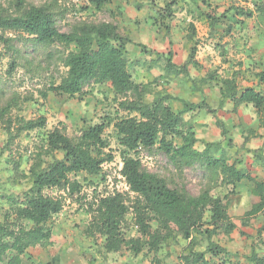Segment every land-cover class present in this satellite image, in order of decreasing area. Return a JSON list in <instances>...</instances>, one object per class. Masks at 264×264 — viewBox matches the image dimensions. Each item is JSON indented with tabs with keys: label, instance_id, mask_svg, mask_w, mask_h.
<instances>
[{
	"label": "trees",
	"instance_id": "trees-1",
	"mask_svg": "<svg viewBox=\"0 0 264 264\" xmlns=\"http://www.w3.org/2000/svg\"><path fill=\"white\" fill-rule=\"evenodd\" d=\"M86 1L94 12H100L113 0ZM191 1L195 3L192 4V9L188 8L191 17L205 22L212 37L219 31L220 39L232 31L237 32L235 28L243 27L244 21L255 16L264 17V4H253V9L231 6L216 17L202 13L197 0ZM8 2L7 7L0 6V42L9 47L13 38L8 35L13 34L35 46H61L65 49L62 57L65 74L58 84L52 81L45 91H40L41 98L46 99L49 93L73 98L82 95L85 86L94 84L111 90V102L116 105L117 110L113 112L114 119L111 118L112 113L106 112L104 119L81 129L72 138L65 134V126L62 124L49 130L44 137L43 153L33 159L26 174L18 172V163L13 164V173L25 179L28 186L20 196L6 199L9 209L0 222V264H21V257L28 249L49 246L52 236L50 222L67 202H74L84 210L89 217L85 234L102 239L101 248L107 254L118 253L122 249L129 250L134 257L143 251L156 254L161 246L177 236L188 237L191 232L200 235L199 230L206 224L210 227L203 231L208 240L206 253L213 258L222 255L227 260L230 254L211 242V237L218 231L229 233L234 230V226L228 222V194L220 198L210 193L211 188L217 185L230 188L229 193H233L238 184L249 182L251 207L245 217L261 216L262 228L264 227V180L258 181L245 169L237 168L236 162L229 163L230 158L220 141H202L203 149L196 150L198 140L193 128L183 119V115L199 109L212 115L216 111L205 104V101L199 104L182 101V108L174 112L169 102L176 101L177 98L165 91L181 76L186 84L193 86L192 91H196L198 85L200 88L214 87L222 101L232 103L233 112L240 105H251L260 126L264 128V90L261 89L264 87V71L256 70L258 64L247 62L251 67L242 69L244 61L240 60L228 66L231 70L223 76L216 77L215 73L206 72L198 81L191 79L188 68L192 67L198 72L203 67L195 60L198 40L194 24L189 23L186 35L188 54L182 65L172 62L171 51L163 54L145 45H135L149 59L146 70L157 69L161 72L150 82L135 83L131 77L132 63L127 50L132 40L126 35L122 36L115 24L82 23L74 26L69 33H61L56 27L55 16L49 9L27 4L24 0ZM202 3L205 1L201 0ZM172 5L174 4H167L156 10L157 17L170 19L173 15ZM223 19L228 22V26L220 30ZM164 27V33L168 35L170 27ZM223 45L225 47L226 43ZM244 45L247 46L248 42ZM219 53L224 56L228 51L221 48ZM14 68L13 61L9 71ZM240 76L241 81L254 83L243 86L238 82ZM159 82L163 86L160 90L155 88V91L154 86ZM14 106L16 103L11 100L6 106L0 107V124L9 141L18 138L21 133L45 128L44 116L30 120L12 116ZM121 111L124 116H118ZM112 123L121 162L119 175L128 190L125 193H96L94 189L87 194L76 176L84 174L85 184L90 182L89 177L105 181L103 167L111 163L114 156L104 138V132ZM215 124L221 139L227 140V145H231L226 139L227 132L223 122L216 119ZM143 151L161 153L168 164L180 173L186 168L198 167L209 176L210 186L208 184L197 196L189 194L184 188H169L163 178L143 168L139 156ZM252 152L255 163L264 170L262 151L259 149ZM56 154L61 157L57 158ZM207 212L210 213V218L204 224L203 217ZM129 214L132 215L133 228L137 234L135 238L125 236L124 227ZM206 253L191 250L181 257V261L183 264H210L205 259ZM245 262L264 264V253L252 251L245 257Z\"/></svg>",
	"mask_w": 264,
	"mask_h": 264
},
{
	"label": "rangeland",
	"instance_id": "rangeland-1",
	"mask_svg": "<svg viewBox=\"0 0 264 264\" xmlns=\"http://www.w3.org/2000/svg\"><path fill=\"white\" fill-rule=\"evenodd\" d=\"M24 1L30 5L49 9L55 16L56 27L61 33H69L74 26L82 23L109 22L118 26V32L132 40V44L128 45V49H130L128 56L132 63L131 77L135 83H145L147 80L150 82L158 76L159 72L157 69H153L151 73L146 70L149 59L144 57L135 45H145L147 48L163 54L171 51L172 62L176 65H182L188 54L189 43L186 41V35L188 34L189 23H193L195 27L196 40H198L195 60L201 63L200 65L204 68L201 74L209 70V72L215 73L216 77L223 76L228 66H232L233 63L242 60L243 57L248 62L258 64L257 71L264 70V58L262 54L257 56L259 50L254 52L252 57L245 54L236 55L232 53L230 55L229 51L224 56L220 53L218 56L211 55L209 49L213 47L219 48V52H221V48H224V38L220 39L218 35L213 39L214 41H209L210 39L206 37L208 34L207 24L193 19L189 14L188 8L192 9L194 7L192 4H195L191 0H113L100 12H94L93 8L88 7L86 0ZM204 1L205 3L201 4V0H197V4L200 5L199 10L216 17H219L225 9L231 6L253 9V4L252 6L251 4H240L247 3L245 0H222L224 4H216L219 3V0ZM8 4V0H0V6L7 7ZM167 4H174L171 7L172 17L167 20L158 18L156 10L164 8ZM246 22L247 32H249L252 24L248 25L250 22ZM165 25L170 27L169 34H165L162 38ZM227 26L228 22L223 19L220 30L226 29ZM216 34H220V32L218 31ZM8 36L13 38L9 47L0 42V107L6 106L8 102L14 100L16 106L13 107L12 116H19L25 120L44 116L46 126L39 131L21 133L18 138L9 141L0 124V222L3 221V215L9 209L6 199L20 196L28 186L25 179L13 173V164L18 163V172L26 174L33 159L43 153L45 149L44 137L49 130L62 124L65 126V134L72 138L77 136L81 129L104 119L106 112L112 113L111 118L114 119L115 114L113 112L117 110L116 105L111 102L113 98L111 90L106 86L98 87L94 84L85 86L82 95L73 98L51 93L47 94L46 99L41 98L39 92L45 91L52 81L58 84L65 74V69L62 66L65 49L61 46H35L32 42L21 40L18 35L9 34ZM255 44L258 46L257 42ZM13 61L15 68L13 71H9ZM160 62H163L162 58ZM243 64L246 69L251 67L248 63L245 64L244 62ZM192 70V67L188 68L189 77L190 74L198 73L200 75L199 72ZM183 82L184 77L182 76L180 79L174 80L173 84L165 89L166 93L178 92V95L182 97L184 95L182 91L184 89L182 88ZM162 86L159 82L158 85L154 86V90L155 88L160 90ZM203 88L207 89L208 87ZM205 114L207 115L206 112ZM121 115L124 116L125 114L121 111L118 116ZM199 131V134H204L207 131L215 133L217 127L214 124L211 130L207 124L201 126ZM104 138L109 143L114 156L113 161L103 167L105 181H100L96 177H89L90 182L85 184L83 182V178L86 177L84 174L76 176V179L83 184L84 192L87 194H90L94 189L96 193H125L128 188L119 175L121 162L113 123L105 130ZM226 139L228 138L226 137ZM209 140H221L224 149L226 151L228 149L229 163L236 162L237 168L245 169L258 181L264 180V170L255 163L254 154L251 150H234L230 139L228 140L231 145H227V140H222L220 137L217 139L212 135ZM175 143L179 144V141ZM202 147L200 144L196 145L197 149ZM139 156L143 168L163 178L171 189L184 188L189 194L197 196L209 184V176L198 167L186 168L180 173L175 171L168 164L166 157L157 151L151 153L143 151ZM56 157L60 158L61 156L56 154ZM44 159L49 160V158ZM250 187L249 182L243 181L233 189V193H229L230 188L219 185L211 188V195L223 198L228 194V222L234 226V230L229 233L220 230L211 237V242L230 254L227 260L222 255L213 258L205 251L208 240L203 231L210 228L205 224L210 218L208 212L203 217L205 225L199 230L200 235L191 232L188 237L177 236L161 246L156 254L143 251L134 257L129 250L125 249L118 253H105L101 248L102 239L99 237L91 238L85 234V228L89 221L87 214L74 202H67L60 214L54 216L50 222L52 230L50 245L44 248L28 249L26 254L21 257V264H45L47 262H52V264H183L181 257L190 253L191 250L195 253L205 252V259L210 261V264L233 262L246 264L245 257H248L252 251L258 254L264 253L262 217H245V213L251 207L249 203ZM129 195L132 197V194ZM126 220L125 236L126 238H135L137 234L133 228L132 215H127Z\"/></svg>",
	"mask_w": 264,
	"mask_h": 264
},
{
	"label": "crops",
	"instance_id": "crops-1",
	"mask_svg": "<svg viewBox=\"0 0 264 264\" xmlns=\"http://www.w3.org/2000/svg\"><path fill=\"white\" fill-rule=\"evenodd\" d=\"M245 2L247 3H240V4H251V6L252 4H264V0H247V1L245 0ZM216 4H224V3L222 2V0H219V3H216ZM189 7H191V4H189ZM246 21L250 22L248 25L252 24L249 32H247L248 30L246 27L247 26ZM246 21H244L243 27L237 26L235 28L237 29L236 30L237 32L232 31L229 35L224 37L223 43L224 44L226 43L224 48L225 50L229 51L230 55H232V53L236 55L245 54L246 56H251V57L253 56L254 52L256 53V51L259 50V53L257 56L262 54V56L264 57V17L255 16L254 18L246 20ZM202 23H205V22H202ZM207 31H208V34L206 35V37L210 39L209 40L210 42L211 40L214 41L213 39H215V37L219 35V34H215V36L212 37L209 33V28H207ZM162 35H163L162 36L163 38L165 36V33L162 32ZM158 42L159 40L157 41V43ZM245 42H248L247 46L244 45ZM255 42L258 43V46L255 44ZM160 43L162 44V42ZM209 47H211V45H209ZM127 50L128 51L130 50L128 49V46H127ZM209 50L211 51L210 53L211 55L218 56L219 48L213 47ZM242 61H244L245 64H247L246 62H248V60L245 59V57L242 58ZM244 67L245 66H243L242 69H244ZM231 68L233 69V67ZM229 70L231 69L226 68L223 75H225L226 72H228ZM201 71L202 70L198 71L200 75L198 73H196L195 75L190 74L191 72L189 71L190 78L196 81L200 80L201 78L204 77L206 73L205 72L201 74L202 73ZM149 72L151 73L153 72V70H150ZM207 72H209V70H207ZM160 74L161 72L159 71L158 76ZM241 78L242 76L238 78V82H241L243 86H250L254 83V82L241 81ZM147 82L149 81L147 80L145 83ZM171 84H173V82ZM185 84L184 82L182 84V88H184L182 90L184 92V95L182 97L178 95V92L174 94H171L170 92L168 93L174 98H177L176 101L169 102V106L174 112L182 108V105H181L182 101L186 103H192V104H199L202 101H205V104H207L211 109L216 111L215 114L211 115V114H208L204 109H199V110H195L194 112L183 115L184 121L191 124L193 128V132L195 133V136L198 140L196 145L200 144L201 146H203L202 141H206V142L221 141V140H218V141L209 140L211 135L212 137L215 136L217 139L220 137L218 129L217 131H215V133H212V131L211 133L207 131L204 134H199L200 133L199 128L201 126H206L208 124V126L212 130L216 119H219L223 122L225 126V130L227 132L226 137L232 141L234 150L237 149L240 151L241 150L244 151L245 149V151L246 150L253 151L256 149H260L262 151V155L264 156V128L260 126L259 119L256 117L255 110L251 107V105H246V104L240 105L233 112L232 103L229 101H222L220 99V95L216 88L209 87L207 89H204L203 87L205 86L200 88L198 85L199 89L197 88L196 91H192L193 86H191L190 84H186V85ZM261 89L264 90V87H261ZM205 112L207 113V115H210V116L208 117L205 114ZM196 145H195L196 150L201 151L203 149V147L201 149H197ZM221 147L223 148V150H225L222 145Z\"/></svg>",
	"mask_w": 264,
	"mask_h": 264
},
{
	"label": "clouds",
	"instance_id": "clouds-1",
	"mask_svg": "<svg viewBox=\"0 0 264 264\" xmlns=\"http://www.w3.org/2000/svg\"><path fill=\"white\" fill-rule=\"evenodd\" d=\"M220 142H221V141H220ZM59 214H60V213H59ZM59 214H58V215H59Z\"/></svg>",
	"mask_w": 264,
	"mask_h": 264
}]
</instances>
